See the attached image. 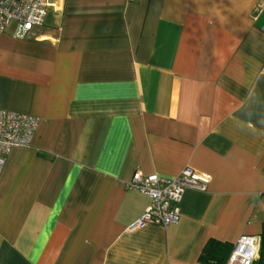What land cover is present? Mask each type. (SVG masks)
Returning <instances> with one entry per match:
<instances>
[{"label": "crops", "instance_id": "0c3cea01", "mask_svg": "<svg viewBox=\"0 0 264 264\" xmlns=\"http://www.w3.org/2000/svg\"><path fill=\"white\" fill-rule=\"evenodd\" d=\"M261 0H56L0 36V111L38 119L0 174V264H202L264 224ZM204 173L175 225L128 228L135 173Z\"/></svg>", "mask_w": 264, "mask_h": 264}, {"label": "built area", "instance_id": "2783aa9c", "mask_svg": "<svg viewBox=\"0 0 264 264\" xmlns=\"http://www.w3.org/2000/svg\"><path fill=\"white\" fill-rule=\"evenodd\" d=\"M56 0H0V36L12 23L24 31L43 25L48 11L55 7ZM133 2L135 0H126ZM264 10V0H261ZM38 119L21 113L0 111V174L6 156L13 148H28L38 127ZM211 178L190 168L183 169L174 178L157 175L144 176L137 172L126 188L149 199L142 216L127 230L134 233L145 225L167 228L175 225L180 217V204L188 189L204 191ZM260 247L259 236H241L233 245L225 264H252Z\"/></svg>", "mask_w": 264, "mask_h": 264}, {"label": "trees", "instance_id": "16d2710c", "mask_svg": "<svg viewBox=\"0 0 264 264\" xmlns=\"http://www.w3.org/2000/svg\"><path fill=\"white\" fill-rule=\"evenodd\" d=\"M258 258L252 264H264V224L260 234ZM233 246L210 241L203 249L200 261L202 264H225Z\"/></svg>", "mask_w": 264, "mask_h": 264}, {"label": "water", "instance_id": "95a60500", "mask_svg": "<svg viewBox=\"0 0 264 264\" xmlns=\"http://www.w3.org/2000/svg\"><path fill=\"white\" fill-rule=\"evenodd\" d=\"M255 28H257L258 30H264V10H262L259 14L255 22Z\"/></svg>", "mask_w": 264, "mask_h": 264}, {"label": "rangeland", "instance_id": "374dc122", "mask_svg": "<svg viewBox=\"0 0 264 264\" xmlns=\"http://www.w3.org/2000/svg\"><path fill=\"white\" fill-rule=\"evenodd\" d=\"M53 10V9H52Z\"/></svg>", "mask_w": 264, "mask_h": 264}]
</instances>
